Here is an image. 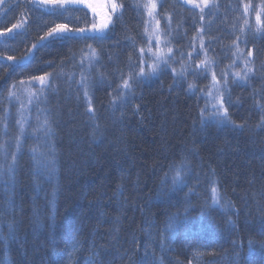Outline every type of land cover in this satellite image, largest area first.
I'll return each mask as SVG.
<instances>
[{
    "label": "trees",
    "instance_id": "1",
    "mask_svg": "<svg viewBox=\"0 0 264 264\" xmlns=\"http://www.w3.org/2000/svg\"><path fill=\"white\" fill-rule=\"evenodd\" d=\"M16 2L7 0L13 5ZM120 2L125 4V12L111 38L103 45L86 41L104 49L99 71L107 75L113 88L119 82L117 67L126 71L132 54L125 37L139 41L145 20L144 14L131 7L135 5L132 0ZM263 2L215 0L214 17L205 21L213 27L209 41L225 43L223 49L231 47L232 41L242 43L252 52L251 66L260 72L247 86H231L232 100L239 103L229 113L243 129L202 127L203 99L189 95L186 83L170 90L172 76L166 73L141 84L122 110L123 116L108 107L111 89L107 83H96L93 107L99 131L93 135L86 105L82 98L77 99L79 90L75 85L70 88L66 77L57 79L58 91L30 109L24 147L17 154L15 183H8L7 173L0 179V231L7 238V242L0 240V264H153L154 260L157 264H264V129L258 127L261 115L252 106L253 92L264 91V37L252 23L243 22L244 30L241 20L245 4L255 12ZM179 5L165 0L161 12L172 22L174 33L192 36V40L204 20ZM25 14L27 34L0 40V58L19 59L48 28L66 22L58 15L32 12L30 0H20L19 9L0 15V31ZM84 47L85 42L73 41L38 49L35 59L20 68L9 67L11 61L0 59V145L6 143L7 161L16 152L19 135V103L7 98L11 85L15 83L20 91L21 80L28 85L31 76L48 72H75L78 80L80 69L69 57L75 53L79 60ZM92 76L95 79V69ZM5 109L10 113L7 122ZM45 117L54 132L56 174L51 179L46 172H36L30 152L43 143L33 133L38 119ZM5 123L8 135L3 133ZM181 157L188 159L199 180L193 178L189 187L171 190L161 180L165 173L171 175L169 165ZM7 161L0 151V164ZM213 175L222 203L229 205L227 211L205 206L206 199L211 204ZM189 188L197 195L189 197ZM176 215L184 224L164 241L162 251L163 229L168 218ZM9 223L14 225L12 238H8ZM73 237L80 241L74 252ZM249 241L254 242L251 247ZM196 248L202 253L199 259L194 258Z\"/></svg>",
    "mask_w": 264,
    "mask_h": 264
},
{
    "label": "snow or ice",
    "instance_id": "2",
    "mask_svg": "<svg viewBox=\"0 0 264 264\" xmlns=\"http://www.w3.org/2000/svg\"><path fill=\"white\" fill-rule=\"evenodd\" d=\"M186 3H192L194 7L200 8V4L196 0H185ZM204 7H209L208 0H203ZM215 5H213L214 7ZM131 7L141 14H146L147 20L144 21V30L140 35L138 41L135 37L126 36L127 47L132 50V54L128 56L126 63V71L117 67L118 83L113 88L111 80L107 75L99 71V67L103 66L104 49L99 50L93 47L92 44L86 43L88 40L103 45L106 39L111 38L115 32L116 23L120 22L125 12V4L120 0H106V3L97 5L90 0H30V10L32 12L39 11L42 15H58L66 22L56 23L43 35H40L35 43L27 53L17 59L14 56H7L0 59L11 61L9 67L20 68L35 59V50L52 48L57 45L68 44L73 41L85 42V47L80 49V57L77 60L76 54L72 53L69 57L70 62H73L74 67L80 69L79 79L76 80V73H56L48 72L44 75L31 76L28 81V86L24 87L25 81L19 82L22 91L28 98V104L39 105L42 101H46L50 93L57 92L55 81L64 78L65 82L71 88L73 85L79 90L81 95L77 99L83 100L86 105L85 115L87 121L93 126V135L99 131L97 123L96 110L93 107L94 87L96 83H107L111 91L109 109L115 113L121 112L123 116V109L135 98L136 90L141 85L148 81L158 80L162 75L170 71L172 76L173 87H180L182 84L187 85L186 91L189 95H196L197 99L203 98V106L200 108V122L202 127L209 125H216L219 127H232L243 129V125L236 124L229 113V108L236 106L239 101L232 100L230 85L247 86L248 82L254 78L258 69H254L251 65V59H244L242 61L243 67L237 70L236 61L240 60L242 53L239 46L234 43L236 51L233 52L235 59L224 68L220 67V59L217 56L209 55V48L205 47L204 41L200 38L199 46L195 43L196 37H193L188 43L191 51H185L180 47H173V41L178 39V33L174 34L170 21L166 24L162 31L160 28V21L156 19L159 15L157 12V3L155 0H145L143 3H137ZM160 7H163V0H161ZM20 8V0L13 4L7 3V0H0V15H7L11 11ZM252 6L244 5V15H248ZM203 13V8H201ZM264 4L256 10V33L260 37H264ZM203 19V16H201ZM154 21V23H153ZM28 17L23 15L19 22L13 23L6 31H0V37L11 35L13 39L16 36H24L27 34ZM245 25L248 21L245 20ZM243 31V29H241ZM211 44V42H209ZM247 43V41H245ZM7 46V41H5ZM202 57V58H201ZM248 57H252V52L249 51ZM108 59L112 56L109 54ZM49 64L52 62L49 61ZM63 63V62H62ZM96 70V77L93 79V70ZM264 69V65H261ZM219 70V74L218 71ZM209 83L204 87H199L197 80L208 79ZM189 76L193 79L189 81ZM231 76V79H229ZM35 85H38L35 86ZM7 98L9 101L19 100L17 85L13 83L8 90ZM253 108L261 115V120L258 125L260 129H264V91L253 92ZM28 111L23 105L18 110L19 118L16 120V125L19 129V135L15 138L16 152L12 154L11 161H7L9 155L6 147L0 145V151L3 152L5 160L4 164H0V179L7 173L8 183H15V172L17 169V154L21 153L24 147L23 137L26 135V125L28 124V117L25 112ZM138 111V109H137ZM4 121L10 119L8 109L4 110ZM4 135H8V124L5 123L3 127ZM37 141L43 143L30 150L33 159V164L37 173L46 172L48 178L51 179L56 174L55 166V148L51 142L54 135L52 126L47 117L42 121L38 119V124L33 133ZM43 148L44 150H40ZM169 173H165L161 180L162 185L169 186L171 190L183 189L189 187V181L195 178L199 180L198 176H194L192 168L186 157H181L180 160L175 161L169 165ZM210 200H205V206L218 208L222 211H227L229 205L227 202L222 203V195L217 187V181L214 178L210 179ZM197 192L189 188L188 196H196ZM11 203V202H10ZM186 219V217H185ZM231 224L232 222L229 221ZM184 224L178 215L168 218L163 229L162 240L160 243L161 250L166 247L165 240H170L175 236L177 230ZM8 238L13 237L14 225L9 223ZM0 240L7 238L0 231ZM254 242L249 241L250 247ZM80 241L73 237L71 240L72 251L74 252L79 247ZM264 246V243H262ZM192 247H196L192 245ZM202 253L196 248L194 258L199 259ZM153 264H157L154 260ZM162 264V261L159 262ZM191 264V261L189 262Z\"/></svg>",
    "mask_w": 264,
    "mask_h": 264
},
{
    "label": "rangeland",
    "instance_id": "3",
    "mask_svg": "<svg viewBox=\"0 0 264 264\" xmlns=\"http://www.w3.org/2000/svg\"><path fill=\"white\" fill-rule=\"evenodd\" d=\"M132 1L134 4L145 2V0H132ZM173 1L180 3V5L183 7L182 8L179 5L180 8H182L187 13H191V14L195 13L194 15L198 16L199 20L201 19V16H203L204 21L201 20L199 22V25H198L199 32H197L198 36L196 37V40H198L199 38H203L205 47L209 48V55L219 57L221 68H224L225 66L230 64L233 59H235V57L232 55L233 52L236 51L234 43L239 46L240 52L242 53L241 59L236 61L237 70H239V68L243 67L242 61L244 59H252V57H248L249 51L246 48H244L242 43H236V42L232 41L233 44L232 43H231L232 45L230 44L231 47L228 46V48L223 49L222 46L225 43H220L219 41L213 42L214 40L209 41L207 39L208 36H211L210 34H211V31H213V27H208V24L205 21L207 20L206 18L210 17L207 20V21H210L214 17V14H212V13H213V9H214L213 5H215V0H208L209 7H204L203 0H196V2L200 4V8L194 7V5L192 3H186L185 0H173ZM90 2L97 4V5H102V4L106 3V0H90ZM155 2L157 3V12L159 13V15L156 16V19H158L160 21V28L163 31L165 29L166 24L170 21V19L168 17H166L161 12V8H162V7H160L161 0H155ZM164 2H165V0H163V5H164ZM263 4H264V2H263ZM201 8H203V13H201ZM258 9H259V7H258ZM163 11H164V8H163ZM144 19L147 20L146 14H144ZM262 19H264V17H262ZM241 20H242V25H243L244 30H245V25H244L245 20H247L248 23L254 24V25L251 24V27L256 26V11L254 12L251 9L249 11V14L246 16V15H244V8H243V11L241 13ZM153 23H154V21H153ZM170 23L172 26L173 24L171 21H170ZM210 26H211V24H210ZM176 33H178V32L176 31L174 34H176ZM248 33H249V35L252 34L251 31H249ZM10 38H12L11 35L5 36V37H0V40L10 39ZM190 38H192V36L183 37L182 35H179V33H178V39L173 41L174 49L176 47H178L177 44L179 41L180 48H182L185 51H191V49L188 47V43H189V41H191ZM198 41H200V39ZM209 42H211V44ZM217 71L219 74V70H217ZM259 73L260 72L257 71L254 78H259L260 77ZM254 78H252V79H254ZM188 79H189V81H191L193 78L191 76H189ZM229 79H231V76H229ZM209 80H210V75H209L208 79H200V80H197L196 82H197L199 87H204L206 84L209 83ZM27 86L28 85H25L24 87H27ZM35 86L38 87V85H35ZM231 86L232 85H230V88H231ZM18 95H19V100H16V102L19 103V109L21 108L22 105L28 109V111H26L24 114H25V116L28 117V120H29L30 109L33 107L34 104H32V105L28 104V98H27L26 94L22 91V89L20 91H18ZM16 117L19 118L18 115Z\"/></svg>",
    "mask_w": 264,
    "mask_h": 264
},
{
    "label": "bare ground",
    "instance_id": "4",
    "mask_svg": "<svg viewBox=\"0 0 264 264\" xmlns=\"http://www.w3.org/2000/svg\"><path fill=\"white\" fill-rule=\"evenodd\" d=\"M168 74H170V71L168 72ZM166 78V77H165Z\"/></svg>",
    "mask_w": 264,
    "mask_h": 264
}]
</instances>
